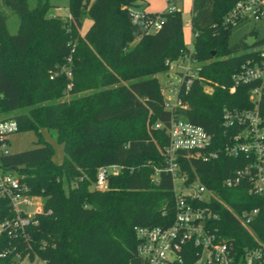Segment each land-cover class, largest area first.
Segmentation results:
<instances>
[{
  "label": "trees",
  "instance_id": "16d2710c",
  "mask_svg": "<svg viewBox=\"0 0 264 264\" xmlns=\"http://www.w3.org/2000/svg\"><path fill=\"white\" fill-rule=\"evenodd\" d=\"M144 1L68 0L69 16L62 18L49 14L47 0H36L32 8L28 0H2L0 119L15 120L17 131L33 130L38 141L32 148L0 154V170L15 172L42 200V212L26 225L27 240L0 236V251L7 250L0 264H18L25 255L45 264H142L133 227L170 224L171 178L161 172L157 181L151 180V165L162 161L165 126L172 116L164 108V87L156 75L180 61L188 47L181 10H163L164 21L155 32L133 20L134 11L145 10ZM233 3L192 0L191 57L197 72L179 85L178 97L187 106L176 113L202 126L212 137V149L236 131L224 125V111L252 106L249 89L255 83L235 85L232 74L254 55L256 44L264 43L255 40L249 46L246 35L229 45L235 26L223 18ZM6 9L19 19L15 34L7 30ZM85 16L91 24L81 34ZM42 128L62 143L61 163L52 161ZM112 164L120 171L107 176L105 189H97L98 168ZM238 164L224 155L186 162L191 177L198 175L217 189L221 232L234 241L233 264H245L244 248L259 244L253 235L264 237V202L243 185L222 186ZM255 206L261 207L258 223L248 230L237 213ZM12 217L8 202L0 199V219Z\"/></svg>",
  "mask_w": 264,
  "mask_h": 264
},
{
  "label": "built area",
  "instance_id": "2783aa9c",
  "mask_svg": "<svg viewBox=\"0 0 264 264\" xmlns=\"http://www.w3.org/2000/svg\"><path fill=\"white\" fill-rule=\"evenodd\" d=\"M167 0L164 10L173 12L179 10L177 2ZM0 0V12L2 11ZM146 10L133 12V20L140 19L149 32H155L162 26L164 18L162 11L147 15ZM264 16V0H234L233 5L223 18L229 26L252 19L260 20ZM190 26V21L187 22ZM191 28V27H190ZM191 44L187 45L188 53L174 64L187 63L176 74L179 80L171 82L172 98L164 95V108L172 113L169 123L165 126L168 139L161 149L162 161L152 164V181H157L161 172L168 174L172 181L173 217L170 224L133 227L136 238L135 253L142 264H233L236 252L233 239L225 236L220 227L219 194L216 188L208 187L198 175L188 174L186 162L191 165V159L209 162L224 155L237 159L239 164L222 180L224 188H236L243 185L252 194L264 202V48L251 49L254 55L243 63L232 74L235 85L239 83L255 84L249 89V100L252 106L241 111L225 110L223 123L235 127L226 142L217 148H211L212 137L200 125L186 119L177 110L186 108V103L178 97L179 85L184 76L196 77L197 63L191 57ZM254 39L256 37L253 35ZM70 62V58H68ZM191 65V67L189 66ZM193 71L194 73H192ZM67 77H71L70 69H65ZM191 79L187 80L186 88ZM234 86L231 87V90ZM156 128L163 124L156 123ZM18 130L13 119H0V154L10 153L7 146L10 134ZM121 166L112 164L101 166L97 170L95 187L105 189L107 176L116 174ZM192 170L195 169L192 167ZM29 192V188L20 181L16 174L0 172V199L8 202L14 212V217L0 219V236L22 238L27 240L26 225L36 214L42 212V202ZM260 206H255L237 213L240 224L251 230L253 223H258ZM164 214V212H163ZM254 236L259 244L244 248L245 264H264V237ZM7 250L0 251V258ZM20 258L19 254L16 256Z\"/></svg>",
  "mask_w": 264,
  "mask_h": 264
},
{
  "label": "rangeland",
  "instance_id": "374dc122",
  "mask_svg": "<svg viewBox=\"0 0 264 264\" xmlns=\"http://www.w3.org/2000/svg\"><path fill=\"white\" fill-rule=\"evenodd\" d=\"M50 9H49V14H54L61 16L62 18H67L66 16L69 14V8H68V0H47ZM94 0H89V3H92ZM36 0H28V6L29 8H32L35 6ZM149 2L148 6L152 9H154V12H161L164 10L167 6V0H145L144 5ZM191 5H192V0H180L177 2V7L179 10L182 11V19H183V32L185 39L187 40L186 42L188 43V27L189 25L187 22L190 21V16H191ZM141 7V6H140ZM56 10V11H54ZM6 27L9 33L15 34L18 31L19 27V19L17 15L10 13L9 10L6 9ZM91 24V19L87 16L83 17V24L81 28V34H83L88 27ZM255 36L256 40H262L264 39V16L260 18V20H252L248 19L240 24L236 25L230 30L229 36H228V42L229 45H234L236 44L240 39H242L244 36ZM185 42V44H186ZM255 49H262L264 48V43H258L254 46ZM174 64L171 63L169 66V69L164 72V73H159L157 74V78L160 82V84L164 87L163 93L164 95L168 98H172L173 95H171V88L172 85L170 84L171 82L176 83V80H179V76L177 77V73L179 70H182L185 65H187L186 62L183 64ZM191 67V65L189 64ZM184 70V69H183ZM194 73L193 71H191ZM204 88L208 91L211 90L210 85H205ZM70 96H65L64 99H69ZM41 132V137L43 140L48 142L53 150L51 159L53 162L59 164L62 162L63 157H64V152H63V145L61 142H58L54 136H52L48 130L45 128H42L40 130ZM9 143H8V150L10 153L26 150L29 148H32L37 145L38 141V135L33 131V130H28V131H16L12 134L9 135L8 137ZM1 172V170H0ZM12 174H16L15 172H11ZM37 202H42L40 198L35 199ZM16 259H18L16 257ZM18 264H45L42 260L38 258L34 259H29L26 255L23 256Z\"/></svg>",
  "mask_w": 264,
  "mask_h": 264
},
{
  "label": "crops",
  "instance_id": "0c3cea01",
  "mask_svg": "<svg viewBox=\"0 0 264 264\" xmlns=\"http://www.w3.org/2000/svg\"><path fill=\"white\" fill-rule=\"evenodd\" d=\"M148 4H149V2H147L146 4H145V10L147 11V12H152V13H155L154 12V9H152V8H150L149 6H148ZM54 11H56V10H54ZM52 15H54V14H52ZM69 16V14L66 16V17H68ZM183 36H184V33H183ZM187 40L185 39V36H184V42H186ZM191 44V28H190V26L188 27V43L186 42V45H190Z\"/></svg>",
  "mask_w": 264,
  "mask_h": 264
},
{
  "label": "water",
  "instance_id": "95a60500",
  "mask_svg": "<svg viewBox=\"0 0 264 264\" xmlns=\"http://www.w3.org/2000/svg\"><path fill=\"white\" fill-rule=\"evenodd\" d=\"M253 39H254L253 36H248V37L245 39V42H246L249 46H252V45H253ZM212 54H214V53H212Z\"/></svg>",
  "mask_w": 264,
  "mask_h": 264
}]
</instances>
